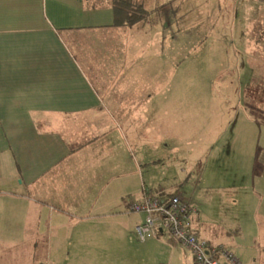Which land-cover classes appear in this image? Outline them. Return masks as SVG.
Returning a JSON list of instances; mask_svg holds the SVG:
<instances>
[{
	"label": "crops",
	"instance_id": "1",
	"mask_svg": "<svg viewBox=\"0 0 264 264\" xmlns=\"http://www.w3.org/2000/svg\"><path fill=\"white\" fill-rule=\"evenodd\" d=\"M244 3L259 15L250 29L263 52L264 0ZM180 17L164 7L126 27L113 24L107 0H0L1 261L30 239L40 254L45 237L46 252L67 264H147L140 257L154 245L168 248L167 264H195L166 232L138 241L143 215L128 208L146 192L177 194L156 176L153 152L137 154L128 134L152 136L161 117L155 88L140 84ZM233 137L215 171L227 199L214 211L226 228L214 229V245L264 264V109L252 114L247 104Z\"/></svg>",
	"mask_w": 264,
	"mask_h": 264
},
{
	"label": "rangeland",
	"instance_id": "2",
	"mask_svg": "<svg viewBox=\"0 0 264 264\" xmlns=\"http://www.w3.org/2000/svg\"><path fill=\"white\" fill-rule=\"evenodd\" d=\"M162 5L172 11L177 8L181 17L171 18L163 53L140 84L155 88L153 108L161 117L155 116L152 136L144 128L140 131L144 138L130 134L128 138L137 154L143 151L151 156L153 152L159 163L156 176L196 208L193 228L214 245V229L226 231L223 224L217 225L221 213L214 215V211L227 199H222L221 193L227 190H219L224 181L222 174H215L216 168L225 166L226 145L230 135L239 131L245 106L250 104L252 114L264 109V82L259 76L264 51L253 43L257 32L250 29L259 15L249 17L244 0H144L148 18ZM152 106L149 103V109ZM32 243L30 239L17 245L15 254L0 259V264H41L40 259L67 264L66 255L46 252L45 237L42 254L35 253ZM167 251L163 245H154L140 259L167 264ZM181 253L183 259L192 261V255Z\"/></svg>",
	"mask_w": 264,
	"mask_h": 264
},
{
	"label": "built area",
	"instance_id": "3",
	"mask_svg": "<svg viewBox=\"0 0 264 264\" xmlns=\"http://www.w3.org/2000/svg\"><path fill=\"white\" fill-rule=\"evenodd\" d=\"M128 208L143 215L135 227L139 241L154 237L161 229L190 252L195 264H243L228 248L212 245L197 234L193 228L197 210L181 195L159 196L146 192L141 199H129Z\"/></svg>",
	"mask_w": 264,
	"mask_h": 264
},
{
	"label": "trees",
	"instance_id": "4",
	"mask_svg": "<svg viewBox=\"0 0 264 264\" xmlns=\"http://www.w3.org/2000/svg\"><path fill=\"white\" fill-rule=\"evenodd\" d=\"M113 9V24L131 27L148 19L150 13L144 10V0H107ZM164 5L156 7L155 11Z\"/></svg>",
	"mask_w": 264,
	"mask_h": 264
},
{
	"label": "water",
	"instance_id": "5",
	"mask_svg": "<svg viewBox=\"0 0 264 264\" xmlns=\"http://www.w3.org/2000/svg\"><path fill=\"white\" fill-rule=\"evenodd\" d=\"M159 231H161V229H159ZM41 264H45V263H41Z\"/></svg>",
	"mask_w": 264,
	"mask_h": 264
}]
</instances>
